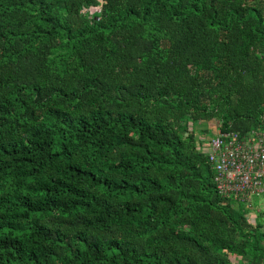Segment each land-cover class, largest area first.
Returning a JSON list of instances; mask_svg holds the SVG:
<instances>
[{
	"label": "trees",
	"instance_id": "1",
	"mask_svg": "<svg viewBox=\"0 0 264 264\" xmlns=\"http://www.w3.org/2000/svg\"><path fill=\"white\" fill-rule=\"evenodd\" d=\"M212 123L264 132V0H0V264H264Z\"/></svg>",
	"mask_w": 264,
	"mask_h": 264
},
{
	"label": "built area",
	"instance_id": "2",
	"mask_svg": "<svg viewBox=\"0 0 264 264\" xmlns=\"http://www.w3.org/2000/svg\"><path fill=\"white\" fill-rule=\"evenodd\" d=\"M86 10L91 15L99 12L100 6L91 5ZM203 124H197V133ZM215 124L210 128L212 135L198 136L197 148L211 165L219 195L250 206L253 197L264 194V132H222Z\"/></svg>",
	"mask_w": 264,
	"mask_h": 264
},
{
	"label": "rangeland",
	"instance_id": "3",
	"mask_svg": "<svg viewBox=\"0 0 264 264\" xmlns=\"http://www.w3.org/2000/svg\"><path fill=\"white\" fill-rule=\"evenodd\" d=\"M197 130L200 133L203 132L200 129V127H198ZM212 134H213V132L211 130H209L207 135H212ZM251 203H252V206H254V209H253V211H249L250 217L251 218H253L254 216L261 217L260 219H262L264 222V196L261 195V196L253 197L252 200L250 201V204Z\"/></svg>",
	"mask_w": 264,
	"mask_h": 264
}]
</instances>
